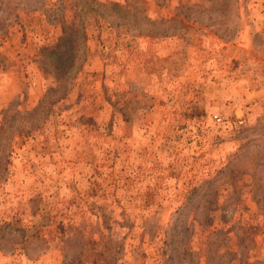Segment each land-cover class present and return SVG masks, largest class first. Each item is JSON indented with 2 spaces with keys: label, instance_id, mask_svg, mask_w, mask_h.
<instances>
[{
  "label": "rangeland",
  "instance_id": "1",
  "mask_svg": "<svg viewBox=\"0 0 264 264\" xmlns=\"http://www.w3.org/2000/svg\"><path fill=\"white\" fill-rule=\"evenodd\" d=\"M0 264H264V0H0Z\"/></svg>",
  "mask_w": 264,
  "mask_h": 264
},
{
  "label": "trees",
  "instance_id": "2",
  "mask_svg": "<svg viewBox=\"0 0 264 264\" xmlns=\"http://www.w3.org/2000/svg\"><path fill=\"white\" fill-rule=\"evenodd\" d=\"M58 59H61V57L59 56Z\"/></svg>",
  "mask_w": 264,
  "mask_h": 264
},
{
  "label": "built area",
  "instance_id": "3",
  "mask_svg": "<svg viewBox=\"0 0 264 264\" xmlns=\"http://www.w3.org/2000/svg\"><path fill=\"white\" fill-rule=\"evenodd\" d=\"M218 119V118H217Z\"/></svg>",
  "mask_w": 264,
  "mask_h": 264
}]
</instances>
